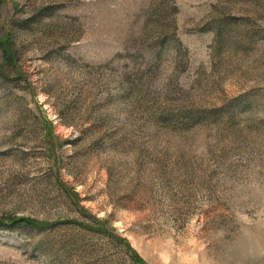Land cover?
Returning a JSON list of instances; mask_svg holds the SVG:
<instances>
[{"label": "rangeland", "instance_id": "rangeland-1", "mask_svg": "<svg viewBox=\"0 0 264 264\" xmlns=\"http://www.w3.org/2000/svg\"><path fill=\"white\" fill-rule=\"evenodd\" d=\"M0 43V264H264V0H0Z\"/></svg>", "mask_w": 264, "mask_h": 264}, {"label": "trees", "instance_id": "trees-1", "mask_svg": "<svg viewBox=\"0 0 264 264\" xmlns=\"http://www.w3.org/2000/svg\"><path fill=\"white\" fill-rule=\"evenodd\" d=\"M0 46H1V47H4V45H3V44H1V43H0ZM4 52H5V51H4ZM4 56L6 57V59H8V60H9V61H8V64H9V65H13V64H10V63H11V61H13V60H14L13 56H12L11 54H10V55H9V54L7 55V53H5V54H4ZM0 73H1V72H0ZM16 225H17V223H16Z\"/></svg>", "mask_w": 264, "mask_h": 264}]
</instances>
